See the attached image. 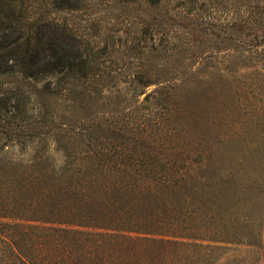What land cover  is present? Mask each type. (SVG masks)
<instances>
[{
	"label": "rangeland",
	"instance_id": "obj_1",
	"mask_svg": "<svg viewBox=\"0 0 264 264\" xmlns=\"http://www.w3.org/2000/svg\"><path fill=\"white\" fill-rule=\"evenodd\" d=\"M52 1L26 0L37 27L26 46L32 50L40 37L41 49L67 55L76 71L67 75L51 64L31 76L39 64L22 73L9 63L0 73L1 158L27 161L39 150L60 165L65 146L114 134L116 143L151 149L157 162H178L173 149L182 134L201 150L264 148V0H57L69 7ZM82 66L87 75L77 71ZM11 114L16 126L2 121ZM202 165L194 163L192 175ZM263 175L264 162L252 168L237 161L220 174L218 195L204 203L214 198L224 227L243 231L261 213L264 248ZM193 263L264 264V250L218 243Z\"/></svg>",
	"mask_w": 264,
	"mask_h": 264
},
{
	"label": "trees",
	"instance_id": "obj_2",
	"mask_svg": "<svg viewBox=\"0 0 264 264\" xmlns=\"http://www.w3.org/2000/svg\"><path fill=\"white\" fill-rule=\"evenodd\" d=\"M28 8L26 0H0V73L9 63L22 73L44 66L34 68L31 76L59 64L74 75L70 58L58 56L52 46L41 49L40 37L28 50L25 40L37 34ZM15 32L21 37L11 38ZM77 69L88 74L87 67ZM14 116L1 120L16 126ZM41 135L36 134L37 141ZM98 137L104 139L65 146L60 165L39 150L27 161L0 157V264H195L198 254L218 243L264 250L263 215L258 223H247L246 231L224 227L214 200L222 185L220 174L237 161L240 166L261 165L264 148L246 147L245 152L206 144L201 150L191 148L182 134L173 149L178 162L169 163L154 161L151 149L114 142L116 134L89 138ZM226 137L230 143L232 136ZM194 163L203 164L202 173L192 175ZM259 187L262 196L264 188ZM209 197L214 198L204 203Z\"/></svg>",
	"mask_w": 264,
	"mask_h": 264
}]
</instances>
